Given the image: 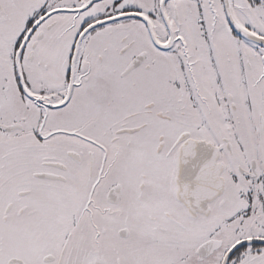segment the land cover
Instances as JSON below:
<instances>
[{
    "label": "snow or ice",
    "instance_id": "6c2138e0",
    "mask_svg": "<svg viewBox=\"0 0 264 264\" xmlns=\"http://www.w3.org/2000/svg\"><path fill=\"white\" fill-rule=\"evenodd\" d=\"M0 264H264V0H0Z\"/></svg>",
    "mask_w": 264,
    "mask_h": 264
}]
</instances>
